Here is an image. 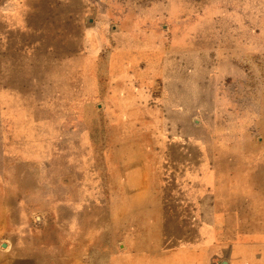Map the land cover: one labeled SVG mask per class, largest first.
<instances>
[{"label":"rangeland","instance_id":"374dc122","mask_svg":"<svg viewBox=\"0 0 264 264\" xmlns=\"http://www.w3.org/2000/svg\"><path fill=\"white\" fill-rule=\"evenodd\" d=\"M190 254L264 264V0H0V264Z\"/></svg>","mask_w":264,"mask_h":264},{"label":"crops","instance_id":"0c3cea01","mask_svg":"<svg viewBox=\"0 0 264 264\" xmlns=\"http://www.w3.org/2000/svg\"><path fill=\"white\" fill-rule=\"evenodd\" d=\"M174 264H206V257L203 259L200 257V259L197 258L196 254H190L187 255L185 258L178 257L176 255V258L173 259Z\"/></svg>","mask_w":264,"mask_h":264}]
</instances>
